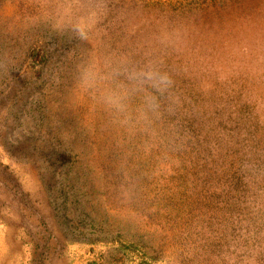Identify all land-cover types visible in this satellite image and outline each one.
Instances as JSON below:
<instances>
[{"label":"rangeland","instance_id":"rangeland-1","mask_svg":"<svg viewBox=\"0 0 264 264\" xmlns=\"http://www.w3.org/2000/svg\"><path fill=\"white\" fill-rule=\"evenodd\" d=\"M0 264H264V0H0Z\"/></svg>","mask_w":264,"mask_h":264},{"label":"clouds","instance_id":"clouds-1","mask_svg":"<svg viewBox=\"0 0 264 264\" xmlns=\"http://www.w3.org/2000/svg\"><path fill=\"white\" fill-rule=\"evenodd\" d=\"M88 87L107 109L120 113L126 121L135 116L146 118L156 105L155 92L170 87L171 79L148 65L142 68L129 66L126 62L105 60L98 62L88 74ZM135 89V95L143 94L144 103L135 112L130 110L127 100Z\"/></svg>","mask_w":264,"mask_h":264}]
</instances>
